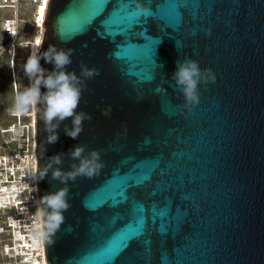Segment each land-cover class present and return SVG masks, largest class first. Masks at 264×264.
I'll use <instances>...</instances> for the list:
<instances>
[{"label": "water", "instance_id": "95a60500", "mask_svg": "<svg viewBox=\"0 0 264 264\" xmlns=\"http://www.w3.org/2000/svg\"><path fill=\"white\" fill-rule=\"evenodd\" d=\"M50 46L71 50L84 119L76 137L54 120L50 142L36 104L47 264H264V0H48ZM187 61L195 102L174 78ZM93 152L91 175H68ZM61 189L52 229L43 198Z\"/></svg>", "mask_w": 264, "mask_h": 264}, {"label": "built area", "instance_id": "2783aa9c", "mask_svg": "<svg viewBox=\"0 0 264 264\" xmlns=\"http://www.w3.org/2000/svg\"><path fill=\"white\" fill-rule=\"evenodd\" d=\"M42 0H0V13L10 11L3 18L2 33L6 43L1 46L0 58L7 55L9 76L16 83L15 65L19 48L24 49L33 37L23 25L32 21L21 18L23 6L35 9ZM10 66L11 70L10 71ZM15 91L16 84H15ZM13 122L0 123V264H44L46 261L42 215L37 187L36 117L33 108L14 114ZM5 259V260H4ZM47 264V262H46Z\"/></svg>", "mask_w": 264, "mask_h": 264}, {"label": "clouds", "instance_id": "9594fccd", "mask_svg": "<svg viewBox=\"0 0 264 264\" xmlns=\"http://www.w3.org/2000/svg\"><path fill=\"white\" fill-rule=\"evenodd\" d=\"M38 43V42H37ZM70 51L57 50L54 46H50L42 54L39 51L32 52L24 63L23 70L30 78L31 83L24 88L23 91H18L15 95V102L13 106L14 114L26 113L29 108H35L37 102H42L44 105L43 119L51 134L48 137L50 142H55L58 135L55 129L58 123L53 121H63L65 118L73 117L72 129L67 130L66 134L76 137L81 131V122L84 119L83 113H76L75 109L78 105L81 88L79 86V77L75 73H70L65 70V66L71 62ZM45 59L54 65V69L50 72L40 65V59ZM210 72V70H205ZM86 76H91L93 70L84 69ZM202 77V71L196 61H187L179 66L174 73V78L178 85L183 87V91L189 101L195 102L198 100L197 85ZM215 79L214 76L210 77ZM41 86H44L46 91L41 93ZM83 148L77 147L73 152V156L79 157ZM97 153H92V160L87 158L81 161L80 166L75 172L68 175L74 177L78 173H87L91 175L98 164H95ZM53 162L59 163L60 157L53 158ZM51 165H49L50 167ZM45 172L47 169L44 170ZM43 175V173H41ZM61 171L56 169L53 171V177H60ZM66 189H61L56 193L46 195L43 199L45 203L50 206L52 212L48 215L50 228L54 229L63 219L60 214V209L66 208L65 201ZM44 215L43 211L39 213Z\"/></svg>", "mask_w": 264, "mask_h": 264}, {"label": "rangeland", "instance_id": "374dc122", "mask_svg": "<svg viewBox=\"0 0 264 264\" xmlns=\"http://www.w3.org/2000/svg\"><path fill=\"white\" fill-rule=\"evenodd\" d=\"M34 11L35 9L33 8L31 9L28 6H23L20 12L21 18L26 19L28 21H32L34 17ZM10 15H11L10 11H3L0 13V49L1 46L4 43H6L7 40L6 36L2 33L3 18L9 17ZM23 28L25 31H27L28 34H31L33 29L32 38H34V32L36 29L35 19H34V28L29 23L24 24ZM29 51H30L29 48L28 51L19 48L17 52L18 60L16 61L15 68L17 72L18 84H20V91H23L24 88L28 86V76L24 72L23 66L25 61L27 60V57L29 56ZM9 61L10 60L6 54L0 58V123L2 125H7L14 121V119L10 117V109H12L13 111L15 96L13 90V97H12L13 83L9 76V65H8ZM13 98L14 101H12Z\"/></svg>", "mask_w": 264, "mask_h": 264}, {"label": "bare ground", "instance_id": "6f19581e", "mask_svg": "<svg viewBox=\"0 0 264 264\" xmlns=\"http://www.w3.org/2000/svg\"><path fill=\"white\" fill-rule=\"evenodd\" d=\"M47 4H48V0H42L41 3H40V6H38L36 8V10H35V17H34V19H35V22H36V29H35V32H34V38H32L30 42H28V46H24L23 47L27 51H28V48L30 49L29 55L32 52H34V51H39V53H40L42 39H43V34H44ZM33 28H34V25H33ZM37 41H38V43H37ZM10 64H11V62H10ZM11 69L12 68L10 66V71H12ZM15 72H16V70H15ZM11 77H12V73H11ZM16 80H17V75H16ZM13 81H14V79L12 77L13 90H14V96H15L16 95L15 84H16V90H17V92H18V87H17V82L14 84ZM30 83H31V80L28 77V85ZM33 111H34V113L36 115V105H35V108L33 109ZM34 122H36V117L34 119ZM44 264H46V261H44Z\"/></svg>", "mask_w": 264, "mask_h": 264}, {"label": "flooded vegetation", "instance_id": "af4514ba", "mask_svg": "<svg viewBox=\"0 0 264 264\" xmlns=\"http://www.w3.org/2000/svg\"><path fill=\"white\" fill-rule=\"evenodd\" d=\"M8 65H10V61H9V64ZM15 70H16V68H15ZM10 78L12 80V77L11 76H10ZM16 82H17L18 91H20V84H18V79L16 80ZM12 97H13V87H12ZM12 101H14V98L12 99ZM9 109H10V107H9ZM11 113H12V109H10V115H11Z\"/></svg>", "mask_w": 264, "mask_h": 264}, {"label": "snow or ice", "instance_id": "6c2138e0", "mask_svg": "<svg viewBox=\"0 0 264 264\" xmlns=\"http://www.w3.org/2000/svg\"><path fill=\"white\" fill-rule=\"evenodd\" d=\"M38 42V41H37Z\"/></svg>", "mask_w": 264, "mask_h": 264}]
</instances>
